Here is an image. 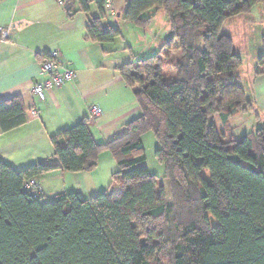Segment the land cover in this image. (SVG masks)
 Wrapping results in <instances>:
<instances>
[{"label":"trees","instance_id":"obj_1","mask_svg":"<svg viewBox=\"0 0 264 264\" xmlns=\"http://www.w3.org/2000/svg\"><path fill=\"white\" fill-rule=\"evenodd\" d=\"M92 2L100 15L89 23L87 39L113 43L122 31L104 26V0H79L81 10ZM127 3L124 20L148 28L163 10L171 32L157 54L137 59L131 51L119 67L137 88L142 114L104 143L84 119L52 137V159L22 171L0 161V264H264V126L241 138L232 131L225 140L216 124L219 116L230 127L243 113L262 119L224 24L252 14L264 0ZM262 48L256 76L264 75V36ZM26 121L22 99L0 103L1 131ZM147 133L156 139L171 201L145 165ZM106 151L118 170L97 196L78 191L48 200L24 189V181L56 170L92 172Z\"/></svg>","mask_w":264,"mask_h":264},{"label":"crops","instance_id":"obj_2","mask_svg":"<svg viewBox=\"0 0 264 264\" xmlns=\"http://www.w3.org/2000/svg\"><path fill=\"white\" fill-rule=\"evenodd\" d=\"M127 4V0H115L113 10H106V28L120 25ZM99 15L95 2L84 12L79 0H0V24L11 28V38L0 43V103L20 98L27 113L23 125L0 130V161L22 171L52 159V137L84 119L89 120L94 140L104 143L142 114L135 96L137 88L126 84L119 67L130 61L131 51L137 59L156 53L169 38L170 30L166 37L156 34L155 40L144 43L141 50L120 37L102 44L87 39V27ZM53 51L61 53L77 77L47 91L41 100L32 87L41 78L43 59ZM253 82V99L264 116V75L255 76ZM94 106L100 107L99 115H93ZM33 110L38 111V116L32 115ZM117 168L114 156L106 151L92 172L56 170L40 176L38 181L48 200L57 194L78 191L92 198L109 189L112 181L106 182L105 173L110 169V178Z\"/></svg>","mask_w":264,"mask_h":264},{"label":"rangeland","instance_id":"obj_3","mask_svg":"<svg viewBox=\"0 0 264 264\" xmlns=\"http://www.w3.org/2000/svg\"><path fill=\"white\" fill-rule=\"evenodd\" d=\"M162 13L163 15H166L163 10L158 12L148 28H141L126 20H119L120 25H118V28L122 31V36H120V38L127 43L130 42L135 49L137 48V50H141L144 43L149 44V42L153 41L156 34H158V37H161L162 35L165 37L168 36L166 31L170 30L169 21L167 16H163ZM224 28L227 32L234 35V51L243 59V65L239 70L242 83L244 84L246 92L251 97L253 96L252 85L256 76L255 73L258 67L259 58L263 53L262 37L264 36V4H259L250 15H241L229 19L224 24ZM202 34L203 30H200L197 35V43L199 46H202ZM136 40L139 41L137 44L135 43ZM155 43L156 42H153V44ZM161 47L162 44L157 49L156 53L143 55V57L157 54ZM164 68L170 73L171 70L169 67L165 66ZM259 114L262 117L260 121L256 118V113L240 114L230 120V127L225 126L220 117L217 116L216 124L219 131L225 135V140L228 139L232 131L235 132V135L238 138H241L252 132H256L259 128L264 126V117L260 111ZM144 143L147 151V161L145 165L149 168L151 173L160 176V184L165 189L169 201H171V189L168 182L164 179V165L161 164L155 156V151L158 145L153 133H147L144 135ZM108 172H110V169L105 173L107 174V177H105L107 183H109L110 180L112 181V176L109 178ZM113 187L115 191L119 190V187L116 184H114ZM211 220L213 224L217 223V220L213 216L211 217Z\"/></svg>","mask_w":264,"mask_h":264},{"label":"built area","instance_id":"obj_4","mask_svg":"<svg viewBox=\"0 0 264 264\" xmlns=\"http://www.w3.org/2000/svg\"><path fill=\"white\" fill-rule=\"evenodd\" d=\"M92 1V0H89ZM104 6L107 11H112L115 0H104ZM63 4V1H61ZM11 38V28L0 24V43L6 42ZM77 77V73L63 59L59 51H53L48 54L41 64V78L37 80L32 87L34 95L41 100L46 98L47 91L59 88L68 82L73 81ZM33 116H38V111L33 110ZM94 116L101 113L98 106L92 108ZM24 189L30 191L35 198L43 195L44 190L37 179H28L24 181Z\"/></svg>","mask_w":264,"mask_h":264}]
</instances>
